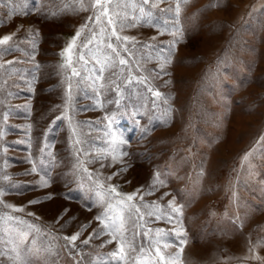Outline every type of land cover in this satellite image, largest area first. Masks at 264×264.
I'll return each instance as SVG.
<instances>
[{
  "label": "rangeland",
  "instance_id": "1",
  "mask_svg": "<svg viewBox=\"0 0 264 264\" xmlns=\"http://www.w3.org/2000/svg\"><path fill=\"white\" fill-rule=\"evenodd\" d=\"M0 264H264V0H0Z\"/></svg>",
  "mask_w": 264,
  "mask_h": 264
},
{
  "label": "snow or ice",
  "instance_id": "2",
  "mask_svg": "<svg viewBox=\"0 0 264 264\" xmlns=\"http://www.w3.org/2000/svg\"><path fill=\"white\" fill-rule=\"evenodd\" d=\"M97 3L99 4V0H97ZM109 22L111 23V21H109ZM77 36H79V33H77ZM4 39L7 40L8 37H5ZM125 39H127V38H125ZM109 47H111V45H109ZM81 59H83V56H81ZM121 63H124V61L122 60ZM157 95H159V93H157ZM129 199H131V197H129ZM71 239L72 240H75L76 239V236L71 237ZM157 251H159V250H157Z\"/></svg>",
  "mask_w": 264,
  "mask_h": 264
}]
</instances>
